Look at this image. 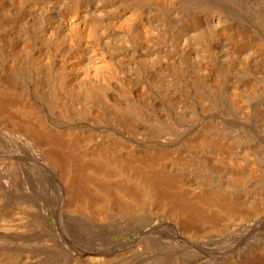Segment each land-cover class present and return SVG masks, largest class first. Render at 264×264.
<instances>
[{"label": "bare ground", "instance_id": "obj_1", "mask_svg": "<svg viewBox=\"0 0 264 264\" xmlns=\"http://www.w3.org/2000/svg\"><path fill=\"white\" fill-rule=\"evenodd\" d=\"M184 6L0 0V264H37L26 236L69 238L75 220L112 247L77 244L64 250L68 264L151 249L184 264H264V144L246 147L229 126L264 98L262 43L237 53L257 63L247 89L215 43L228 21L216 17L213 30ZM259 109L250 129L264 143Z\"/></svg>", "mask_w": 264, "mask_h": 264}, {"label": "rangeland", "instance_id": "obj_2", "mask_svg": "<svg viewBox=\"0 0 264 264\" xmlns=\"http://www.w3.org/2000/svg\"><path fill=\"white\" fill-rule=\"evenodd\" d=\"M2 2H4V1H2ZM184 8H185V10L187 11V10H201L202 11V17L201 18H203L202 19V24L203 23H206V24H208V25H205V26H208V28H214V27H216V25H217V19H216V17H221V19L223 18V19H225V20H227L228 22H227V26H226V23H221V26L220 25H218L219 27L218 28H215V30L216 31H218V34H220V36L218 37V40H217V42H215L216 43V45L217 44H219V46L220 47H218V45H217V47H218V52L222 55V54H224V53H226V54H224V57H227L228 56V61H229V59H230V61L229 62H231V63H233L234 62V64H235V67L237 68V69H239L240 71H242L241 70V68L242 69H245V70H243L241 73H245L246 72V74L248 75V74H250V72L252 71V69H253V75L251 74L250 76V78H249V76H247L246 74H244L245 76H246V78H245V76H243L241 73H239V70H238V72L234 75L235 76V78L236 77H238L237 78V80H239V81H244L245 82V84H247L246 85V87H247V89H250V88H248V86L249 87H251V86H253V83H252V80H253V77H255L254 76V71H255V68H254V66L257 68V63L256 62H252L251 60H249V59H246L245 57H246V55H245V53H247V52H245L244 53V58H245V60L242 58V57H240L239 58V54H240V52L244 49V47H245V45H246V47L248 46V44H250V43H252V44H254V45H256L255 43H262V45H260L261 47H259L258 48V56H259V61L262 59V58H264L263 56H264V0H184ZM204 13H205V16H204ZM207 18H209L208 20H207ZM215 18V22H211V20L212 19H214ZM204 19H206V20H204ZM209 23H208V22ZM222 21V20H221ZM218 24H219V22H218ZM229 24V25H228ZM225 27H224V26ZM214 26V27H213ZM222 29H221V28ZM224 27V28H223ZM227 27V28H226ZM230 27H232L231 29H229ZM220 28V29H219ZM226 29V31H224ZM214 30V29H213ZM220 32H222V33H220ZM221 35H222V40H221ZM223 39H225V40H223ZM258 41V42H257ZM220 42V43H219ZM249 42V43H248ZM254 42V43H253ZM227 43H228V45H227ZM223 44V45H222ZM227 46H226V45ZM223 46H224V48L226 49V52L224 51V48H223ZM226 46V47H225ZM242 47H243V49H242ZM245 47V48H246ZM230 48V49H229ZM238 48V49H237ZM248 48V47H247ZM262 48V49H261ZM233 49H235L234 51H233ZM262 50V51H260V50ZM232 50V51H231ZM236 50H238V51H236ZM241 50V51H240ZM229 51V52H228ZM227 52H228V54H227ZM233 52V53H232ZM235 52V53H234ZM230 53H232V54H230ZM237 53H239V54H237ZM263 53V54H262ZM233 54H236V56L235 55H233ZM260 54H262V55H260ZM233 55V56H232ZM243 55V54H242ZM223 56V55H222ZM233 58H232V57ZM241 56V55H240ZM236 58H239V60H242V61H236ZM258 60V59H257ZM236 61V62H235ZM238 62V63H237ZM243 62L244 63H246L245 65H241V64H243ZM240 63V64H239ZM248 63L250 64V65H248ZM251 63H254V64H251ZM256 63V64H255ZM233 64V65H234ZM240 65V66H239ZM249 66V67H248ZM253 68H252V67ZM245 67V68H244ZM248 68H250L251 70H249ZM248 70V71H247ZM223 74H224V71H223ZM238 74V75H237ZM240 74V75H239ZM241 75H242V77H241ZM249 79H248V78ZM250 79H251V81H250ZM243 82V83H244ZM248 82H250V83H248ZM248 84H250V85H248ZM245 87H243L242 89H239V90H243ZM246 89V90H247ZM259 99V100H258ZM263 100V101H262ZM249 103H250V107H249V110H250V115L248 116V117H250V118H242V120H241V118H236L235 120H233V121H235L234 123H235V126H237V129H236V127L233 125V124H230L229 126H230V129L232 130V131H237V132H239V130L240 131H244V133L247 135V140H249L250 139V141H245L244 142V145L247 147H251L252 149H255L254 147H256L255 145L258 143V145H257V147L258 146H262L264 143H263V141H262V138L259 136V135H257L256 133H254L251 129H250V126L251 125H253V123L255 122V118L254 117H256V110L257 109H259V107H261V109H259L262 113H264V111H262V110H264L263 109V106H264V98H262V97H259L258 96V98H255V99H253V98H251V99H249V101H248ZM261 103V106H256L258 103ZM251 103H252V106H251ZM263 105V106H262ZM258 107V108H256V107ZM216 109V108H215ZM218 111V112H217ZM212 112H217V113H221V111H220V109L219 108H217L216 110H214V111H206V110H204V112H203V110L201 111V110H198L197 112H196V115H195V117H198V119L199 120H203L202 118L204 117L205 119L207 118V120H209V119H212L211 117H213L212 116V114L214 115L215 113H212ZM199 113V114H198ZM207 113V114H206ZM209 114V115H208ZM253 114V115H252ZM208 116V117H207ZM209 118V119H208ZM249 119V120H248ZM240 120H241V123H240ZM243 121V122H242ZM246 121V122H245ZM250 121V122H249ZM239 122V123H238ZM244 123V124H243ZM252 123V124H251ZM237 124V125H236ZM239 124H242V125H239ZM246 124V125H245ZM232 125V126H231ZM249 125V127H247ZM244 126V127H243ZM239 128V129H238ZM257 135V136H256ZM256 136V137H255ZM256 138V139H255ZM252 141V142H251ZM261 141V142H260ZM256 142V143H255ZM253 143V144H252ZM255 143V144H254ZM260 144V145H259ZM262 144V145H261ZM256 147V148H257ZM258 161H262V163H264V160H262L261 158H258ZM263 183H264V181H262ZM253 184V186H255V185H257V183L256 184H254V183H252ZM252 184H250L249 186H248V188H251V187H253V186H251ZM52 186V185H51ZM49 215H51L50 216V220H49V223L51 224V223H53L55 220H53V215L50 213ZM73 222V221H72ZM70 223V225H71V227L70 226H68V234H69V238H66V237H64V238H66V239H59V240H55V242L54 241H45V238H44V236L42 235L41 236V233H40V235H38L37 233V235L36 234H34V235H32V236H26V239H27V241H25V244H27V243H29L28 244V246H31V245H35V249L36 250H38L37 251V253L38 254H36V252H33V253H35V254H33L34 256H36L37 257V261L39 262V264H49L50 262H51V264H56V262H57V264H68L69 262H68V259L66 258V253H68V251H70L71 249L72 250H75V248L78 246L77 244H80L81 246L80 247H82L83 245L87 248V249H94V250H99V248L101 247H108V248H111L112 246L111 245H106L105 244V241L103 242V239L101 238V234L100 233H97V235L96 236H94L93 234H90V233H88L87 231H86V227L83 225V224H81V222H79V221H74V223ZM80 223V224H79ZM73 226V227H72ZM75 228V229H74ZM71 229V230H70ZM78 230V231H77ZM85 230V231H84ZM55 231L56 232H58V230H56L55 229ZM71 231V232H70ZM81 231V232H80ZM71 234H70V233ZM144 232V230H142V233ZM75 234V235H74ZM138 234L137 233H132V234H130V237H125V236H122V235H119V237L120 238H125L126 240H128L129 242H133L134 240H135V238H136V236H137ZM249 235V236H248ZM41 236V237H40ZM81 236V237H80ZM254 236H255V234H253V233H250V234H245L243 237H248V239L250 238V239H252V237L254 238ZM28 237V238H27ZM33 237H34V239H33ZM80 237V238H79ZM87 237V238H86ZM95 237V238H94ZM113 238L114 237H116L115 235H113L112 236ZM37 238H39V239H37ZM90 238V239H89ZM259 239H256V241L258 240H264V238L262 239V238H260V237H258ZM25 239V240H26ZM30 239V240H29ZM69 239V240H68ZM87 239H89V240H87ZM96 239V240H95ZM234 239V240H233ZM235 239H236V236H232L231 238H230V242H234L235 241ZM249 239V240H250ZM32 240H34L33 242H32ZM61 240V241H60ZM64 240V241H63ZM65 240H67V241H65ZM90 240H92V241H90ZM94 240V241H93ZM233 240V241H232ZM29 241V242H28ZM35 241H36V243H35ZM39 242V244H38V242ZM100 241V242H99ZM32 244H31V243ZM75 242V243H74ZM100 244H98V243ZM43 243H50V245L52 246V244L54 245V246H52V247H50L49 245H48V247H44L42 244ZM67 243V244H66ZM235 243V242H234ZM24 244V246H23V249L22 250H24V252H27V253H29V252H31L32 251V249L30 248V247H28L27 248V245H25ZM66 244V245H65ZM96 244V245H95ZM98 244V245H97ZM231 245H236V244H231ZM70 246V247H69ZM98 246V247H97ZM66 247H68V248H66ZM63 248V249H62ZM100 248V249H101ZM70 249V250H69ZM28 250H30V251H28ZM54 250V251H53ZM67 251L66 253H65V251ZM153 249H151V250H149L147 253H143L142 255H138V256H135V255H132V256H130V257H127V258H125L124 256H122V255H118V256H116V257H119V258H115V257H113V258H111V260H110V262L109 263H107V262H102V263H106V264H115V263H117L118 262V264H172V262H177L178 261V263L179 264H184V262H183V256H182V254H180V253H178V252H175L174 250H172V249H170V251L168 250V251H164V250H156V251H152ZM159 251V252H158ZM47 252L49 253L48 255H46L47 257L49 256V258H44V257H46L45 256V254H47ZM55 252V253H54ZM59 252V253H58ZM64 252V253H63ZM51 253V254H50ZM57 253V254H56ZM40 254V255H39ZM41 255H43V256H41ZM53 255V256H52ZM59 255H61V256H59ZM38 256H39V258H38ZM63 256H65V257H63ZM43 257V258H42ZM56 258V260H54ZM214 258V259H213ZM39 259H40V261H39ZM42 259H43V261H42ZM46 259V260H45ZM128 259V260H127ZM209 259V258H208ZM66 260H67V262H66ZM116 260V261H115ZM155 260V261H154ZM174 260V261H173ZM180 260V261H179ZM45 261V262H44ZM53 261V262H52ZM63 261H65V263L63 262ZM38 262H37V264H38ZM155 262H157V263H155ZM187 262V261H186ZM178 263H176V264H178ZM216 263H218V261H217V257L216 256H212V257H210V259H209V264H216ZM219 264V263H218Z\"/></svg>", "mask_w": 264, "mask_h": 264}]
</instances>
